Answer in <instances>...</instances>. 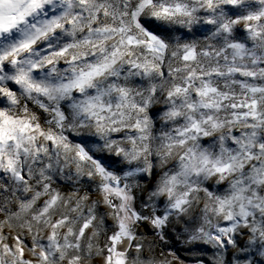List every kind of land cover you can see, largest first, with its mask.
<instances>
[{
  "label": "clouds",
  "instance_id": "obj_1",
  "mask_svg": "<svg viewBox=\"0 0 264 264\" xmlns=\"http://www.w3.org/2000/svg\"><path fill=\"white\" fill-rule=\"evenodd\" d=\"M0 57V264H264V0H41Z\"/></svg>",
  "mask_w": 264,
  "mask_h": 264
},
{
  "label": "snow or ice",
  "instance_id": "obj_2",
  "mask_svg": "<svg viewBox=\"0 0 264 264\" xmlns=\"http://www.w3.org/2000/svg\"><path fill=\"white\" fill-rule=\"evenodd\" d=\"M40 3L41 0H0V33L9 31L16 25L18 20L23 21L29 10H35V8L40 6ZM5 4L12 5L15 8H18L21 4L25 6L23 9L17 11L15 15H6L3 8ZM20 46L28 47L27 44H21ZM0 59H3V57H0Z\"/></svg>",
  "mask_w": 264,
  "mask_h": 264
}]
</instances>
